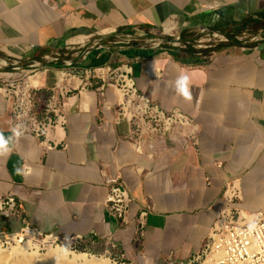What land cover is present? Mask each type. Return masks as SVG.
<instances>
[{
  "label": "crops",
  "instance_id": "obj_1",
  "mask_svg": "<svg viewBox=\"0 0 264 264\" xmlns=\"http://www.w3.org/2000/svg\"><path fill=\"white\" fill-rule=\"evenodd\" d=\"M259 15L264 0H0V137L8 140L0 151V201L13 196L21 209L20 217H1V228L17 231L25 219L66 240L115 245L130 264H172L202 249L223 211L264 208V42L182 61L160 40L124 41L142 34L166 40L185 29L204 36ZM84 47L91 53L77 58L81 64L131 66L139 95L190 123L156 131L150 115L122 110L123 95L112 85L65 97V122L44 136L16 130L12 84L34 94L32 112L42 119L59 79L44 57L72 48L83 55ZM37 62L41 72L23 81ZM181 75L187 95L176 90ZM117 177L133 197L126 222L106 205L108 181ZM233 180L235 204L226 196Z\"/></svg>",
  "mask_w": 264,
  "mask_h": 264
},
{
  "label": "built area",
  "instance_id": "obj_2",
  "mask_svg": "<svg viewBox=\"0 0 264 264\" xmlns=\"http://www.w3.org/2000/svg\"><path fill=\"white\" fill-rule=\"evenodd\" d=\"M247 36V33H244L239 39L243 40ZM171 39L172 45L181 47L179 35L174 34ZM227 41L228 38L219 32L206 33L195 42V47L205 49L213 46L214 43ZM69 50L65 55L58 53L54 56L44 57L47 64L56 65L51 66V68H56L59 79H57V84L52 88V92L47 98L46 113L42 119L39 120L36 114L32 112L31 101L34 94L21 92L19 86L12 84L15 87L14 90L17 91L13 94L16 97L13 105L16 130H29L34 132L36 136H44L52 127L65 122V116L62 113L65 97L76 91L90 89L94 86H97L98 90L104 91L107 86L112 85L116 86L123 95L122 110L135 115H150L155 123L153 128L156 131L162 130L161 126L164 129H170L177 125L190 123V120L182 112L177 110L165 112L157 104L139 95L131 66H114L108 63L84 66L77 58L81 57V61L85 60L90 55L91 49L84 47L83 55L77 53L79 49L72 48ZM70 53H73L74 56H71ZM45 61L42 63L45 64ZM61 61L63 65L58 67L57 63ZM18 65V63L15 65L16 69H20ZM41 65L40 62L30 64L28 69H35ZM47 69V67L44 68V71ZM39 72L41 71L35 72L33 70L28 76H25L26 79L24 78L23 81L29 80ZM26 101L29 105L26 104ZM137 133H141L140 128H137ZM226 194L231 204L237 203L239 188L234 180L227 184ZM132 202L133 197L120 177L108 181L106 205L111 215L121 222H126ZM20 212L21 209L15 197L8 196L1 199L0 218L20 217ZM147 215L148 211L142 210L137 217V232L140 236L144 235ZM22 222V227L13 232L3 230L0 225V247L25 244L31 240V237L43 241L42 244L44 242L48 244L49 240L57 243L61 238L54 233L40 231L25 219H22ZM42 237L46 239L41 240ZM68 241L78 243L84 240L83 237L79 236L68 239ZM112 247L116 248L115 245ZM120 256L122 257V255ZM121 257L118 258L122 264H130ZM171 262L172 264H264V208L252 214L230 208L223 211L198 253L192 255L187 262Z\"/></svg>",
  "mask_w": 264,
  "mask_h": 264
},
{
  "label": "trees",
  "instance_id": "obj_3",
  "mask_svg": "<svg viewBox=\"0 0 264 264\" xmlns=\"http://www.w3.org/2000/svg\"><path fill=\"white\" fill-rule=\"evenodd\" d=\"M259 30H264V15H259L257 17L249 16L243 18L238 22H234L229 24L226 27L221 29H216L220 34L225 35L228 38L227 42L214 43L213 46L209 48H196L195 42L202 36L197 35L193 32H188L187 29L183 30L180 33V42L181 47H175L168 43L171 39H166L163 44L165 47L172 48L175 53L174 57L178 60L185 61L186 59H194V60H205L214 54L221 52L231 46H241L244 45V41L240 40L239 37L244 33H253L257 34ZM255 45L256 42L245 44L246 46ZM58 66H62V61L57 63ZM46 93H39V99L41 101H45ZM68 245V244H67Z\"/></svg>",
  "mask_w": 264,
  "mask_h": 264
},
{
  "label": "rangeland",
  "instance_id": "obj_4",
  "mask_svg": "<svg viewBox=\"0 0 264 264\" xmlns=\"http://www.w3.org/2000/svg\"><path fill=\"white\" fill-rule=\"evenodd\" d=\"M247 35H248L247 38H243L244 45L248 44V43H253V42H256V43L257 42L258 43L264 42V30H259L257 34L247 33ZM167 38L168 39L172 38V36L167 35ZM156 40H160V42H162V43L166 42L165 39H150V37H147L144 34H142L141 36H137V35L127 36L126 40H124V41H126V43H131L133 41L134 42L137 41V42H140L143 44H152V43H156ZM171 42L169 41V43H171ZM33 70L31 72H33ZM136 115H139V114H136ZM159 125H160V123H159ZM161 128H162V130H165L163 126H161ZM175 128H177V127H175V126L171 127L170 130L175 129ZM44 239H46V238L45 237L41 238V240H44ZM50 241L51 240H49V242ZM44 244H45V242H44ZM44 244H42L39 249H36L33 244L28 245L27 247H25V248H27V249H25V252L28 254H34L38 251V255H45L48 253L49 250H48L47 246H45L46 244L45 245ZM16 245H18V244H14L10 247H0V252L5 253L8 251H12L13 248L18 247ZM19 245L23 246V247L25 246L24 244H19ZM53 246L54 247H57V246L62 247L71 253L72 252L73 253H85V254L94 255L97 257H104V258L109 259L112 263L122 264V261L119 260L118 256H116L117 254H119L118 249L113 248V247H107V246H105V244H102V243L91 244L87 241H81V242L76 243L73 241L63 240L62 238H60L57 243L53 244Z\"/></svg>",
  "mask_w": 264,
  "mask_h": 264
},
{
  "label": "bare ground",
  "instance_id": "obj_5",
  "mask_svg": "<svg viewBox=\"0 0 264 264\" xmlns=\"http://www.w3.org/2000/svg\"><path fill=\"white\" fill-rule=\"evenodd\" d=\"M55 242L51 240L49 244H44L48 248V253L45 255H38V251L34 254L25 252V247L33 244L36 249L42 245L35 237L26 242L23 246L19 244L18 247L13 248L12 251L0 252V264H115L104 257H97L85 253H71L62 247H54ZM53 247V248H52Z\"/></svg>",
  "mask_w": 264,
  "mask_h": 264
},
{
  "label": "clouds",
  "instance_id": "obj_6",
  "mask_svg": "<svg viewBox=\"0 0 264 264\" xmlns=\"http://www.w3.org/2000/svg\"><path fill=\"white\" fill-rule=\"evenodd\" d=\"M176 90L181 93L182 95H187V77L186 76H179L176 80ZM8 140L0 137V151H7L8 150Z\"/></svg>",
  "mask_w": 264,
  "mask_h": 264
}]
</instances>
